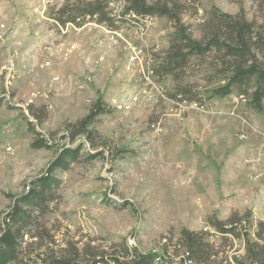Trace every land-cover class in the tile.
Wrapping results in <instances>:
<instances>
[{
    "label": "rangeland",
    "instance_id": "374dc122",
    "mask_svg": "<svg viewBox=\"0 0 264 264\" xmlns=\"http://www.w3.org/2000/svg\"><path fill=\"white\" fill-rule=\"evenodd\" d=\"M74 1L0 0V220L59 149L79 147L67 169L52 173L45 213L37 218L52 237L44 246L74 243L82 250L89 243L99 253L124 242L178 264L182 230L205 232L218 245L210 222L237 217L249 222L255 239L256 222H264V100L259 113L235 91L211 96L222 82L209 78L208 57L191 58L179 79L161 71L172 33L165 18L156 17L141 42L109 14L102 23L79 16L81 25L61 24L54 14ZM175 1L195 38L213 10L256 26L264 21V0ZM134 43L144 51L131 61ZM147 54L155 88L136 96ZM178 85L196 90L194 101L174 96ZM98 100L105 112L88 126L90 138L69 140L71 125ZM41 139L49 146L38 147ZM39 242L24 237L22 255L38 251ZM242 247L233 239L228 255Z\"/></svg>",
    "mask_w": 264,
    "mask_h": 264
},
{
    "label": "trees",
    "instance_id": "16d2710c",
    "mask_svg": "<svg viewBox=\"0 0 264 264\" xmlns=\"http://www.w3.org/2000/svg\"><path fill=\"white\" fill-rule=\"evenodd\" d=\"M126 9L136 16L143 15L165 18L172 28L168 46L163 52L160 70L179 79L191 58H209L212 70L210 79L222 83L210 91L214 97H224L235 91L249 103L256 112H263L264 100V21L256 26L243 16H232L213 10L202 20L200 37L192 34L191 25L185 23L182 15L185 9L175 0H126ZM107 0H75L63 5L54 14L61 24L73 22L81 16L102 23L106 21ZM110 19V17H109ZM182 99L194 101L191 94L196 90L190 86L178 85ZM177 94V95H176ZM187 96V98L185 97ZM179 98V96H178ZM1 103V100H0ZM105 108L98 100L89 113L71 125L73 141L78 135L90 138L88 129L97 115ZM37 146H49L42 139ZM79 147H62L47 166L44 174L32 182V187L14 198L7 212L0 220V264H160L156 253L140 252L136 247L129 248L124 242L113 244L108 250L97 252L89 243L79 250L74 243L66 247L44 246L43 239H52L49 232L38 224V216L45 213L49 200L52 173L56 169H67L78 157ZM247 222L229 218L227 221L210 222L220 234V244L214 245L206 239L205 232L182 230L178 249L183 252L178 264H264V222H256L255 239L250 238ZM38 238V251L22 255L24 237ZM233 239H241L242 251L228 255ZM34 244H28V247Z\"/></svg>",
    "mask_w": 264,
    "mask_h": 264
},
{
    "label": "built area",
    "instance_id": "2783aa9c",
    "mask_svg": "<svg viewBox=\"0 0 264 264\" xmlns=\"http://www.w3.org/2000/svg\"><path fill=\"white\" fill-rule=\"evenodd\" d=\"M126 4H127L126 0H108L107 7H108L109 17L113 25L125 24L130 26L132 29H134L136 34L139 36L140 41L142 42L143 41L142 36L146 33L149 26L155 23L156 17L147 16V15H143L142 17L136 16L132 11L126 9L127 7ZM109 31H112L111 28H109ZM128 51H129L128 53L129 59L133 61L136 60L143 53L144 50L142 49L141 45L134 43V44H130ZM146 58L149 59L147 63L148 66L146 67V72L143 74L141 78L142 87L140 88L139 93L136 96L138 95L147 96L150 94L149 89L155 88L154 70L152 67L153 60L151 61V56L149 54L146 55ZM157 88L159 90V87ZM158 93L161 97H165V94L160 92V90ZM156 261L159 262L160 264H163L162 261H159L158 257H156Z\"/></svg>",
    "mask_w": 264,
    "mask_h": 264
}]
</instances>
